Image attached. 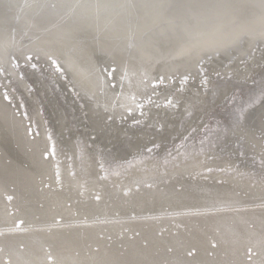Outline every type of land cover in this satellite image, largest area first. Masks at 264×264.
Returning a JSON list of instances; mask_svg holds the SVG:
<instances>
[{"label":"bare ground","instance_id":"obj_1","mask_svg":"<svg viewBox=\"0 0 264 264\" xmlns=\"http://www.w3.org/2000/svg\"><path fill=\"white\" fill-rule=\"evenodd\" d=\"M176 1L177 0H175L174 3ZM211 1L213 0L198 1L199 8L201 7L202 10L205 9L202 18L196 19L192 23L183 26H175L162 31V33L169 36L163 42H155L147 37L138 39L127 45L110 47L106 43L98 45V42L89 41L88 43L90 44H81L84 45V47L79 48L80 50L78 47L71 48L70 42L75 38L76 34H79V26L82 23L101 22L111 17L116 11L120 10L126 12V8L130 7L132 8L131 10L138 13L139 16H145L156 9L158 0H132L130 6L125 0H10V12L5 11L7 13L4 15H9L5 18V22H7L6 25L10 23V45L11 39L15 37L12 36L13 33H15L13 28L19 27L20 30L22 29L21 32H19L20 34L25 30L32 32L34 35L29 34L30 38H35L36 43L31 41L33 44L30 46L35 47L36 52H40L39 49L44 46V51L53 52L62 58L64 66L66 69H69L79 88L84 91L89 104L88 110L90 108L98 110L102 107L113 113L118 107L117 104L123 105L127 102L129 103V97L144 92L147 85L144 79L151 75L152 70L157 69L160 73L173 76L185 67L191 66L192 62L196 59L195 57L198 56L197 59H200L204 56L205 52L211 51V49H215L214 51L220 50L227 43H232V41L236 39V35L245 29L252 33L264 31V23L262 22L263 16L257 14L253 9H247L242 13L239 12L238 16L235 17V21H233L229 18V15L232 13V9L229 5L224 2L219 3L217 0V3L214 1V3L211 4ZM261 1L262 0H254V3L256 2L255 4L259 5ZM170 6H172V4ZM175 6H173V8ZM232 14L235 15V13ZM97 17L99 18L97 19ZM126 24L127 23L123 21L120 26H125ZM135 28L137 29V25ZM20 30H17V32ZM109 32L111 31L107 33ZM174 32H176L175 35H178L177 38H172L170 35H173ZM2 40H4V38H2ZM28 43L30 42L28 41ZM18 44H22V42L19 41ZM111 44L114 43H110V45ZM2 46L4 45L2 44ZM24 46L26 47V45ZM27 48L29 47H26V49ZM1 55L0 52V56ZM103 57H110L115 61V68L117 71H115V73H118L116 76L119 81L116 85V89L115 87L113 88L115 90L106 86V83L103 81L104 76L98 68L97 60ZM99 87L103 90L101 94L96 92ZM116 91L119 93L117 99L115 98ZM178 94H180V91ZM243 99L245 100V97H237L235 102L239 100L240 103ZM2 103L0 102V149H2L3 155L8 156L10 160L7 165L6 163L4 165L0 159V170L7 169L8 171H5L8 173L7 176L2 177V179L0 178V194L4 191L6 193V190L10 188V192L8 193L11 199L7 200H10V208L14 210L12 211L13 213H10V223L14 219L22 222V224L19 225V229L10 230V240H6L7 243L5 244L7 252H10V262L12 264L21 263L22 259L25 257L29 258L30 261L35 257L37 258V256L44 257L39 253L41 250L45 253L48 252L49 259L57 261L58 263L60 262L59 264H77L76 262L79 264H193V260L198 258L203 259L206 264H209L211 261L209 262L206 259L207 257L205 256L204 250L207 249L205 247L207 244L204 242V247H198V256H191V258H189L190 256L186 257L183 254V256L186 257L184 258L181 256V252L186 246L195 245V243L199 242V240L207 234L212 233L216 238L215 243L218 242L216 244L217 247H221L220 249L227 252V256L229 255L233 258V261L229 264H243L236 259L235 253L244 245H251L253 247L252 249L256 253V256L253 258L255 264H264V208L259 209L258 207H250L248 210H243L245 209L243 208L242 211L233 210L235 213L232 212L228 215H226L223 210L215 209L222 206L226 208L233 207L228 204L232 202H241L243 200L242 197L232 195V191H234L235 188H242V190L248 188L252 189V187L248 186V184L250 185L252 182L248 183L243 176H237L235 181H228L225 179V181L229 183L223 184L222 182V185H210L208 182L203 181L205 179L194 181H192V179L191 181L184 179L186 174L191 173V170L200 166L202 156L204 155L202 153L201 158L197 156L190 159V161L189 159H185L188 162L183 160L187 155H190L191 158L192 155L195 156V147L198 146L196 144L197 142L186 144L187 146L185 145L186 147L182 151V154L179 153L180 155L177 157L175 156L176 158L174 159H167V157H164L163 159H166L162 160L159 164L158 159L149 158L150 156L147 157L149 154H145L142 160L138 161V159H134L131 163L129 162L121 167L114 165V168L111 163L104 164L106 170L111 169V167L114 169L108 170L109 173L107 172L104 179L103 187H101L102 192L99 198L90 199L88 197V194H90L88 193L89 189L93 188L96 184V177L94 175L95 170L94 167H92L94 161L93 156L96 154L98 157L102 158L103 156L111 155V158H121L123 156L121 155L122 152H119L118 155L115 154L116 156L113 151L112 154H108L105 150H98L95 145L88 147V145L84 144L80 139L79 141L81 142L76 144L78 149L75 147L78 161L75 159V163L73 161V174L75 176V178L71 176L75 179L73 180L70 176L63 174L64 171H66L63 162L61 163L55 160L54 164L51 166L50 158L43 156L42 147L46 145L50 146V139L43 134L29 138L26 134L23 120L14 114L11 106L9 111V109L4 106L5 103H3L4 105ZM234 105L235 104H233L229 115L233 117V122L235 121L234 123L237 124L239 121L237 122L236 120H240L239 115L242 112H240L242 105L241 103L239 104L241 106L238 107ZM158 110H154L151 113H159ZM161 111H163V109H161ZM91 116L93 118L92 114ZM242 121H244V118ZM88 122H90V120ZM219 132L221 133L222 131ZM220 133H218L219 136ZM223 134L224 132L221 133V135ZM101 137L106 139L110 138L106 133L102 134ZM208 137L203 141L199 140L203 142L201 143L202 146L203 144H215L219 141V138L213 141L212 136L210 138ZM141 142H144V137H135L133 142H128L126 148L123 150V154L130 153L132 148L140 145ZM121 145L123 146V144ZM75 156L76 153L73 157L76 158ZM181 159L183 160L182 164L170 170L166 169ZM142 161L148 162L147 164L145 163V167V164L141 163ZM6 162L8 161L6 160ZM169 163L172 164L167 166ZM55 172L57 175H55ZM232 175L234 176V174ZM80 176L82 177L81 179L79 178ZM119 179L123 182L120 190L123 189L124 186L129 188L130 186H142L144 183H149L150 186H147L145 189L138 187V191L135 190L132 193L130 191L128 194L126 191L127 189L125 190L124 188L128 197L123 196L121 199V193H119L117 185L119 184ZM145 179L150 180L146 182ZM80 180L83 181V184L81 186L79 184L78 186L77 183ZM174 184L180 185V188L175 189ZM51 186H53V188H50ZM256 186L260 185L257 184ZM140 189L143 191H140ZM252 190L255 191L254 189ZM257 194L259 195V193ZM243 198L247 199L248 197L245 195ZM163 203L168 206V209H178L179 207H186L182 209H187L191 206H195L196 208L178 210L179 213L172 212L166 215L158 214L155 216L157 218L152 217L155 219L154 221L150 220L152 219V215H150V217L145 216L146 214L149 216L148 213L150 210L154 211L156 209L153 208H160ZM212 205L218 206L212 208L210 207ZM131 208H134L135 211H133L135 213L132 211V213H134L132 214L133 216L131 215V217H128L127 211L131 210ZM3 209L5 210L4 200L0 195V220H6L8 218ZM210 209H213L214 213L216 211L219 212H217L218 214L216 213L215 217H211V219L203 218L201 214H206L208 212L207 210ZM113 212H119L121 215L115 216L112 214ZM188 212L193 213L192 215L197 217V226L195 225L192 227V225H186L185 228L181 227V230L178 229V234L175 232L177 235H169L168 231L167 236H165L166 233L159 237L155 236L154 225L157 221H159V224H162L166 221V217L169 218L170 216L177 215H181V217H183L182 219H185V217L188 218L186 215L189 214ZM181 217L179 216V219H181ZM57 218H59L60 221L54 224L53 221ZM174 220L179 221L178 218ZM175 221L173 223L174 226L176 224ZM183 221L177 222L178 225L180 223L183 225ZM53 224L59 233L56 241H53L54 244L47 246L46 251L45 247L49 244L46 238L52 237L51 235L54 230L53 228L48 229V225L52 226ZM248 224H251L252 227L249 228L247 226ZM121 225L129 227L128 229H130V227H138V233H136V231L134 232V234H136L134 239L131 241L127 240V237L130 236L128 232L125 235H121L122 237L118 236L121 230L118 229V233H116V230ZM28 226H32L33 228L31 229L34 230L35 228L42 229L45 227L44 232L46 231V237H40L41 235L37 238L31 237L27 234L29 232L25 233L29 228L24 230V227ZM124 229L126 228H123V230ZM8 232L6 233L7 235ZM30 232L32 233V231ZM113 233L118 235L116 236ZM106 234H111L112 239H109L113 240V237L115 239L114 243L110 240L111 243L109 246L104 245L105 242H110H104V239L106 240L109 236L105 238ZM126 235L128 236L126 237ZM129 239H131V236ZM50 240L52 241V239ZM51 241L49 242L51 243ZM140 242H144V245H140ZM158 243L160 245H158ZM177 244H181L180 249L176 248ZM2 246L4 245H1V248ZM29 246L31 250L29 251L27 249L28 252H26V248H29ZM92 246H94V248ZM91 247L93 248V252L90 251ZM167 247L171 248V250H169V248L167 249ZM95 248L96 250L94 251ZM72 250L77 253L75 255L69 254V251ZM42 257L41 259H43ZM8 259L9 258H7V260ZM37 259L42 262L40 257ZM37 259L36 262H39ZM222 261H224V259ZM31 262L33 263V261ZM227 262L228 260H225L223 264H227ZM22 264H26V262ZM45 264H48V262Z\"/></svg>","mask_w":264,"mask_h":264},{"label":"rangeland","instance_id":"obj_2","mask_svg":"<svg viewBox=\"0 0 264 264\" xmlns=\"http://www.w3.org/2000/svg\"><path fill=\"white\" fill-rule=\"evenodd\" d=\"M125 1L130 6L132 0ZM174 1L175 0H158L156 3V9L145 16H139L138 13L133 12L130 7L126 8V12L120 10H118L119 12L116 11V13H114L111 17L101 22H84L79 26V34H76L75 38L70 42V46L71 48L78 47L79 49L84 47V45L81 44L87 45L90 44L88 43L89 41H93L95 43L98 42V45L106 43L108 46L114 47L117 45H127L131 42L137 41L138 39L147 37L155 42H163L169 36L162 33V31L175 26L178 27L192 23L196 19L202 18L205 13V9L202 10V8H199L198 6L199 0H177L175 3ZM214 1L216 3L217 1H219V3L224 2L231 7L232 13H235V15L231 13L229 18L233 21H235V17L238 16L239 12L242 13L247 9H253L257 14L263 16L262 22L264 23V0H262L259 5H256L254 0H213L210 3L212 4ZM0 3V46L2 48H0V52L3 55H1L2 57L0 56V69H2V71H0V102L5 103V105L3 103L2 104L6 106L9 111L11 106L14 114L23 120V125L29 138L43 134L50 139V146L46 145L42 147V153L44 157L50 158L51 166L54 164L55 160L61 163L63 162L65 164L64 167L66 168V171H64L63 174L70 176V178H75L73 174V166L75 163L74 159L77 160V151L75 150V147L77 146L76 144L81 141L84 144H87L88 147L95 145L98 150H105L108 154H112V151L114 152V155H118L119 152H122V159L118 157L111 158V155H106L102 158L98 157L96 154L93 156L94 161L92 167H94L95 170L94 175L96 177L95 182L97 185L95 184L93 188L89 189L88 193L90 194H88V197L90 199L99 198L102 192L101 187H103L107 172L109 173V171L114 169L115 166H125V164L129 162L131 163L134 159H138V161L142 160L145 154H149L147 156H150L149 158L158 159L159 164L162 160L166 159H163L164 157H167V159H174L178 155L182 154V151L187 146L186 144L197 142L196 144L198 146L195 147V156L192 155L191 158L190 155H187V157L183 158V160L188 162L186 161L187 159L190 161V159L197 156H200L201 158L203 153L204 155L202 156V160L200 162V166L202 165L203 167L201 166V168L199 166L198 168L191 170V173L184 176L185 180L191 181L192 179V181H194L198 179H205L203 181L208 182L210 185H222V182L223 184L229 183L225 181V179L228 181H235L237 176H243L248 183L252 182L250 185L248 184V186L255 190L253 191L250 188L243 190L242 188H235L234 191H232V195L242 197L243 200L241 202H232L228 205L233 207L227 208L224 206L215 208L218 205H212L210 207L217 210H223L226 215L231 214L232 212L235 213L234 211H242L243 208H245L243 210H248L250 207H258L259 209L264 208V31L252 33L251 31L245 29L236 35V39L233 40L232 43H227L220 50L218 49L214 51L215 49H211V51L209 50L208 52H205L203 56L204 58L202 57L197 59L198 56L195 57L197 60L195 59L191 66L185 67L173 76L166 73H160L157 69L152 70L151 75L144 79L147 84L144 92L129 97V103L127 102L123 105L117 104L118 107L113 113H111L102 107L98 110H93L91 108L88 110L89 104L86 99V95L75 82L69 69H66L64 66L62 58L53 52L44 51V46L39 49L40 52H36V48L30 46L33 42L36 43L35 38H30L29 34H33L32 32L25 30L20 34L19 32H21L22 29L20 30L19 27H16L15 29L13 28L15 33L12 32L13 35H11L15 37H13L14 39H11L10 45V23L6 25L7 22H5V18L9 15H4L5 13L10 12V0H0ZM171 4L172 6H170ZM173 6L177 8L174 7V10ZM98 18L99 17H97V19ZM123 21L127 24L125 26H120ZM136 25L137 29L135 28ZM17 30L20 31L17 32ZM108 31L111 32L107 33ZM175 33L176 32H174L173 35L170 34L172 38L178 37ZM112 36L115 37L113 38ZM2 38H4V40H2ZM17 41L18 43L19 41L22 42V44H18ZM28 41L30 43H28ZM110 43L114 44L110 45ZM2 44L4 46H2ZM24 45L29 48L26 49ZM28 57L31 58L28 59ZM49 57L57 60L58 65L61 67V71H57L56 68L53 67ZM97 64L104 76L103 81L106 83V86H109L111 89L115 87L116 89V85L119 81L116 76L118 73H115V61L110 57H103L97 60ZM161 76L164 77L162 83L159 80ZM184 76H187L188 79L184 80ZM179 91L180 94H178ZM96 92L101 94L103 90L99 87ZM5 95L8 97L7 100L4 99ZM240 96L245 97V100L243 99L240 102L242 105L240 112H242L239 115L240 120H236L237 122L239 121V123L235 124V121L233 122V117L229 115V112L231 111L233 104H235L234 106L236 107L241 106L239 105V100L235 102L237 97ZM118 97L119 93L116 91L115 98L117 99ZM169 100L171 103H168ZM160 103L163 104L161 105ZM161 109H163V111H161ZM154 110H158L159 113H151ZM91 114L93 115V118ZM243 118L244 121H242ZM88 119L91 123L88 122ZM219 131L224 132V134L221 135L222 132L220 133ZM105 133L110 136L109 139L101 137V135ZM218 133H220L221 137ZM210 135L212 136L213 141L218 138L219 141L215 144H203L202 146V141L208 136V138H210ZM137 136L144 137L145 143L141 142L140 145L132 148L133 151L131 150L130 153L123 154V150L126 148L128 142H133L134 138ZM80 139L81 141H79ZM121 144H123V146ZM76 148L78 149V147ZM45 153H47V156H45ZM75 153L76 158L73 157ZM0 156L2 163H4V165L6 163L7 165L10 159L8 156L3 155L2 149H0ZM6 160L8 162H6ZM181 160L175 162L172 166L170 165L172 163H169L167 166H170L166 169L170 170L179 166L183 163V160L182 162ZM108 163H111L114 168L111 167V169L106 170L104 168V164ZM141 163L147 164L148 162L142 161ZM77 165L79 166L78 163ZM5 171H7V169L0 170L1 179L2 177L8 175V171ZM232 174H234V176ZM55 175H57L56 172ZM79 178L81 179L82 177L80 176ZM149 180L150 179H145L146 182ZM118 181L119 184L117 185L118 191L121 193V199L123 196H127L130 191L131 193L135 190L138 191V187L145 189L147 186H150L149 183H144L142 186H130L129 188L124 186L123 189L120 190L123 182L120 181V179ZM82 182V180L78 181L77 185L79 186L80 184L81 186L83 184ZM55 183L57 184L56 180ZM257 184L260 186H256ZM179 186L180 185L174 184L175 189L180 188ZM50 188H53V186ZM124 188L125 190L127 189V194L126 191H124ZM140 191L143 190L140 189ZM8 192H10V188L6 190V193L4 191L0 194L1 198L4 200L5 210H3L8 217L6 220H0V236L2 235L0 237V264H12L10 262V252H7L5 244L7 243L6 240H10V230L19 229V225L22 224V222L16 221L15 219L13 220L14 222L12 221L10 223V213H13L12 211L14 210L10 208V200H7L11 199ZM257 193H259V195ZM245 195L248 197L247 199L243 198ZM182 208L186 207L168 209V206L163 203L160 208H153L156 209L154 211L150 210L148 213L149 216H147V214L145 216L150 217V215H152L151 218H157L155 216L158 214L166 215L169 213L171 214L172 212L179 213L178 210H190L195 209L196 207L191 206L187 209ZM133 210L134 208H131V210L127 211L128 217H131V215L135 213V210ZM132 211L134 213H132ZM207 211L209 213L211 212L210 215L208 212L206 214H201L203 215V218L211 219V217H215L216 213L219 212L216 211L214 213L213 209ZM119 212H113L112 214L119 216L121 215ZM192 214L193 213L191 212L186 214L188 218L185 217V219H182L183 217H181V215H179L181 219H179L178 215V217H166V221L162 224H159V221H157L154 225L155 236L159 237L165 233V236H167L168 231L169 235H177L179 233L178 229L181 230V227L185 228L186 225H192V227L195 225L197 226V217ZM154 218L150 220L154 221ZM175 218H178L179 221L184 220L183 225L181 223L178 225L179 221H175ZM57 219L53 221L54 224L60 221L59 218ZM174 221L176 223L175 226L173 224ZM12 224L13 226L15 224V226L13 227ZM54 224L52 226L48 225V229L53 228L54 230L51 235L52 237L46 238L47 243L49 244L46 245L43 242L46 245V251L47 246L54 244L59 233ZM247 226L249 228L252 227L251 224H248ZM122 227L126 229L123 230ZM24 228V230L29 228V230L25 231V233L29 232L30 234H27L31 237L37 238L40 235V237H46V231L44 232L45 227L42 228L43 230L41 228H35V230L31 229L33 228L32 226ZM128 228L129 227L121 225L116 230V233L121 230L119 231V235L116 233L113 234L120 237L128 232L131 239H129L130 236L127 237L128 235H126V237L128 241H131L136 235L134 232L136 231V233H138V227H130L133 233ZM30 231H32V233ZM7 232L8 235L6 234ZM108 235L109 234H106L105 238H107ZM213 235V233L207 234L202 238L203 240L201 239L197 242L199 245L195 243V245L186 246L182 249L181 256H183V254L186 257L190 256L189 258H191V256H198V247L202 248L205 245L204 243H206L207 245H205V247L207 249H205L204 252L207 257V261H211L209 264H223L225 260H228L227 264H229L233 261V258L229 255L227 256V252L220 249L221 247H217L216 244L218 242L215 243L216 238ZM109 236L107 239L111 238V234ZM50 239H52V241ZM107 239H104V242L110 241L112 238L109 240ZM49 241H51V243ZM111 241L114 243V237ZM111 241L107 242L108 244L105 242L104 245L109 246ZM141 243L142 242H140V245H144V242L142 244ZM1 245L4 246L1 248ZM158 245L160 244L158 243ZM92 247L94 248V246ZM92 247L91 250L90 248L89 250L93 252ZM180 247L181 244L176 245L177 249H180ZM168 248L169 247H167V249ZM252 248L253 247L251 245H244L241 249H238L235 253L236 259L241 261L243 264H255L253 258L256 256V253ZM27 249L30 251V246L29 248H26V252H28ZM95 250L96 248L94 251ZM169 250H171V248H169ZM169 250L167 251L170 252ZM42 252L43 250L39 251L40 255H43L44 257L37 256V258H43L41 259L42 262L35 257L31 260L33 261L32 263L29 258L25 257L19 264L25 262L26 264H45L47 262L48 264L60 263L49 259L50 257L48 256V252H46L47 254ZM72 252L74 253L75 251H69V254L75 255L77 253L75 252L73 254ZM6 257L9 259L7 260ZM36 259L39 262H36ZM223 259L224 261H222ZM76 263L79 264L78 262ZM197 263L206 264L201 258L193 260V264Z\"/></svg>","mask_w":264,"mask_h":264},{"label":"snow or ice","instance_id":"obj_3","mask_svg":"<svg viewBox=\"0 0 264 264\" xmlns=\"http://www.w3.org/2000/svg\"><path fill=\"white\" fill-rule=\"evenodd\" d=\"M30 58H31V57H28V59H30ZM49 59H50L52 65H53V67H55L57 71H61V67L58 65L57 60H56V59H53L52 57H49ZM0 71H2V69H0ZM183 79H184V80H187L188 77H187V76H184ZM159 80H160V82L162 83L163 80H164V77L161 76V77L159 78ZM4 99L7 100L8 97L5 95ZM168 103H171V101L169 100ZM45 156H47V153H45Z\"/></svg>","mask_w":264,"mask_h":264}]
</instances>
